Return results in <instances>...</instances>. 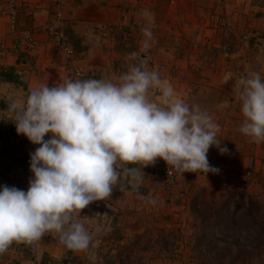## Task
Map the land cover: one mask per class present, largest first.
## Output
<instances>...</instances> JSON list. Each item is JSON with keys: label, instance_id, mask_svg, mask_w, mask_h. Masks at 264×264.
<instances>
[{"label": "crops", "instance_id": "crops-1", "mask_svg": "<svg viewBox=\"0 0 264 264\" xmlns=\"http://www.w3.org/2000/svg\"><path fill=\"white\" fill-rule=\"evenodd\" d=\"M10 4L14 13H3ZM53 26L61 27L72 55L55 40ZM142 59L178 97L198 105L219 125L220 148L228 151L213 146L208 159L224 163L226 170L211 176H219L223 184L241 183L251 160L257 171L264 168V142H252L239 131L244 117L236 92L241 77L254 72L264 77V0H0V118L11 117V100L26 98L31 88L67 79L116 82ZM12 124L0 120V186L13 174L17 188L27 191L30 153L38 145L29 142L21 149ZM165 165L158 158L143 168L138 185L122 177L111 197L83 210L80 219L93 237L88 249L70 250L57 234L46 233L31 244L14 242L0 254V264H109L121 255L124 259L127 248L134 240L141 244L149 228L173 224L200 181L209 177L178 172L170 180L162 175ZM121 251L125 255H116ZM186 252L155 256L154 264H195ZM132 256L149 258L147 250Z\"/></svg>", "mask_w": 264, "mask_h": 264}, {"label": "clouds", "instance_id": "clouds-1", "mask_svg": "<svg viewBox=\"0 0 264 264\" xmlns=\"http://www.w3.org/2000/svg\"><path fill=\"white\" fill-rule=\"evenodd\" d=\"M236 92L244 117L239 131L264 142V77H241ZM8 111L11 117L0 120L14 122L17 134L38 147L30 153L27 191L0 186V254L46 233L70 250L88 249L93 237L80 219L83 210L111 197L122 177L138 185L142 169L158 158L169 175L219 171L208 161L210 148H220L219 125L178 97L147 59L116 82L67 79L31 88L26 98L12 99Z\"/></svg>", "mask_w": 264, "mask_h": 264}, {"label": "rangeland", "instance_id": "rangeland-1", "mask_svg": "<svg viewBox=\"0 0 264 264\" xmlns=\"http://www.w3.org/2000/svg\"><path fill=\"white\" fill-rule=\"evenodd\" d=\"M243 169L241 183L223 184L219 176L201 180L173 224L149 228L141 244L134 240L124 259L121 255L109 264H154L155 256L177 257L186 250L195 264H264V168L257 171L254 164L248 174L247 163ZM247 205H252V214L240 217ZM144 250L148 262L134 259L132 254Z\"/></svg>", "mask_w": 264, "mask_h": 264}, {"label": "built area", "instance_id": "built-area-1", "mask_svg": "<svg viewBox=\"0 0 264 264\" xmlns=\"http://www.w3.org/2000/svg\"><path fill=\"white\" fill-rule=\"evenodd\" d=\"M5 12H7V13H14V7H13V5L10 4V7H9L8 9L3 10V13H5ZM51 29H52L53 32H54V38H55V40H56V41L58 42V44L62 47V49H63L68 55H72V54L74 53L73 48H72L71 44L65 39V35H64V33H63L61 27H59V26H53V27H51ZM11 128H12V132H13V134H14V139H15L16 142L19 144L20 148H21V149H24L25 146H26L30 141L27 139L26 136L18 135V134H17V131H16V127H15L14 122H13ZM17 155L19 156L20 153H18ZM208 161H209V164H210L212 167H214V168H216V169H219V171L216 172V173H211V172H210V173H208V174L205 173V172H199V173H201V174H203V175L211 176V175H220V174H222V173L224 172V166H223L221 163H220V164H218V163L216 164V163H214V162H212V161H210V160H208ZM253 166H254V163H253V160H251L250 163H249L248 174L251 173ZM177 173H178V172H176L175 170H173V171H172V174L169 175V166L167 165V163H166V165H165V168L162 170V175H163L164 177L170 179V180H174V178H175V176L177 175ZM10 174H11V173H10ZM9 178H10V179L8 180L7 185H8L9 187H12V186H14V187H18V183H17V180L15 179L14 175H13V174L9 175Z\"/></svg>", "mask_w": 264, "mask_h": 264}, {"label": "trees", "instance_id": "trees-1", "mask_svg": "<svg viewBox=\"0 0 264 264\" xmlns=\"http://www.w3.org/2000/svg\"><path fill=\"white\" fill-rule=\"evenodd\" d=\"M241 208V207H240ZM239 207H237L238 210H240ZM246 208V212H244L240 217H246L248 216V214H252V205L245 207Z\"/></svg>", "mask_w": 264, "mask_h": 264}]
</instances>
